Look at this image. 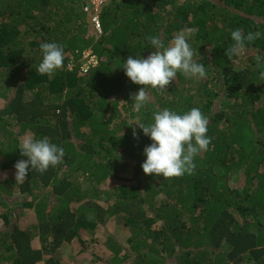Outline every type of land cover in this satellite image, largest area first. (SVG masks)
I'll list each match as a JSON object with an SVG mask.
<instances>
[{
    "label": "trees",
    "instance_id": "1",
    "mask_svg": "<svg viewBox=\"0 0 264 264\" xmlns=\"http://www.w3.org/2000/svg\"><path fill=\"white\" fill-rule=\"evenodd\" d=\"M88 5L0 0V264H67L64 244L84 245L86 231L111 222L106 264H264V80L255 60L264 57V0H109L102 33ZM183 29L195 30L188 43L206 77L177 73L163 93L147 88L148 102L134 111L131 94L142 86L124 62L154 51L146 37L167 45ZM236 29L262 36L230 60ZM45 42L64 50L51 78L37 71ZM86 49L98 65L84 73ZM193 107L209 120L212 141L195 157L194 174L146 175L152 141L134 123ZM27 137H48L65 156L16 183Z\"/></svg>",
    "mask_w": 264,
    "mask_h": 264
},
{
    "label": "clouds",
    "instance_id": "2",
    "mask_svg": "<svg viewBox=\"0 0 264 264\" xmlns=\"http://www.w3.org/2000/svg\"><path fill=\"white\" fill-rule=\"evenodd\" d=\"M194 32V29H183L175 34L167 45L159 36H148L146 39L154 51L147 58H127L122 66L126 76L132 83L142 86L138 92L131 94L134 111L139 112L148 102L147 88L163 93L175 80L177 73H182L189 79L206 77L204 64L194 61V52L188 43ZM261 36L260 31L247 34L242 29L232 31L233 43L226 49L225 55L230 60L240 56L247 44ZM40 48L42 60L37 71L51 78L63 66V47L55 42H45ZM255 60L257 68L262 69L260 79L264 80V57L257 55ZM134 124L152 141L144 149L146 160L142 169L146 175L155 174L164 179L192 175L196 168L195 157L207 151L212 142L207 136L209 120L196 107L183 114L164 108L153 114L152 123ZM133 136L138 139L136 128H133ZM19 149L21 156L27 159L19 160L14 165L16 183L24 181L30 168L44 174L50 166L55 167L62 163L65 156L64 148L51 143L48 137L24 138Z\"/></svg>",
    "mask_w": 264,
    "mask_h": 264
},
{
    "label": "rangeland",
    "instance_id": "3",
    "mask_svg": "<svg viewBox=\"0 0 264 264\" xmlns=\"http://www.w3.org/2000/svg\"><path fill=\"white\" fill-rule=\"evenodd\" d=\"M108 1L109 0H107V2ZM235 173L237 172L234 171L232 174ZM234 179H236L237 182L239 181V178L237 177H234ZM231 183L233 184V179L230 180V184ZM113 185H115V183L108 185L104 184L103 188L112 187ZM28 212L31 211L28 210ZM26 220V217H23L20 220V225L22 226ZM111 223L113 224V222ZM111 223H109V225L101 226L96 230L86 231L82 236V238L85 239L84 245L81 244L80 240H75L72 244H64L61 249L63 252V261L67 264H94L91 261H97V258L99 257V262L102 261L100 264H106L107 260L104 259H106L111 252L102 243L106 242L107 235L109 232H112V229L115 231L116 223H114L115 226H113V228ZM37 241L38 238L34 240V244L38 243ZM82 246L84 249L81 251L80 248H82ZM99 262L97 261V264Z\"/></svg>",
    "mask_w": 264,
    "mask_h": 264
},
{
    "label": "built area",
    "instance_id": "4",
    "mask_svg": "<svg viewBox=\"0 0 264 264\" xmlns=\"http://www.w3.org/2000/svg\"><path fill=\"white\" fill-rule=\"evenodd\" d=\"M89 5L85 7V10L90 13L91 21L93 27L98 33H102V24H101V9L107 0H88ZM81 62V71L86 73L92 67L98 65V56L94 53L92 49H86L82 54Z\"/></svg>",
    "mask_w": 264,
    "mask_h": 264
},
{
    "label": "crops",
    "instance_id": "5",
    "mask_svg": "<svg viewBox=\"0 0 264 264\" xmlns=\"http://www.w3.org/2000/svg\"><path fill=\"white\" fill-rule=\"evenodd\" d=\"M37 242L39 243V241H37ZM38 243L34 244V246H35V247H39L40 244H38ZM62 247H63V246H62ZM40 264H45V263H40Z\"/></svg>",
    "mask_w": 264,
    "mask_h": 264
}]
</instances>
